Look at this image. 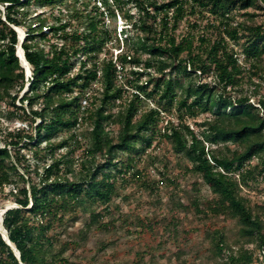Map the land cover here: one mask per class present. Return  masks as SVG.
<instances>
[{
  "label": "trees",
  "instance_id": "16d2710c",
  "mask_svg": "<svg viewBox=\"0 0 264 264\" xmlns=\"http://www.w3.org/2000/svg\"><path fill=\"white\" fill-rule=\"evenodd\" d=\"M72 1L64 19L37 9L69 0H0V102L25 124L0 131V201L17 205L2 228L19 254L0 234V264H251L264 251V197L244 193L264 184V98L252 100L264 89V0ZM109 1L124 18L120 38L105 25ZM172 109L177 122L162 128ZM163 139L195 177L187 206L121 214L118 183L156 191L136 163ZM146 233L153 246L139 242ZM124 236L135 243L118 259Z\"/></svg>",
  "mask_w": 264,
  "mask_h": 264
},
{
  "label": "rangeland",
  "instance_id": "374dc122",
  "mask_svg": "<svg viewBox=\"0 0 264 264\" xmlns=\"http://www.w3.org/2000/svg\"><path fill=\"white\" fill-rule=\"evenodd\" d=\"M80 1H86V0H80ZM71 3L70 6L67 5H53V6H43L39 7L37 9V12H47L50 11L56 12L58 9H61L63 12L62 18H66L69 15V12L67 8L71 7L73 1L69 0ZM96 4L100 9H103L102 4L100 3V0L90 1L89 6L87 9H90L93 4ZM69 4V3H68ZM75 7H78V4L75 5ZM109 8L112 9L113 14L110 13L104 14V20L105 25L114 32L115 36L118 38L121 37L120 30L123 27L124 18L122 17L121 13L117 11L116 9H113V3L109 1ZM127 8V5L123 7V10ZM132 11H135L132 9ZM241 12V11H239ZM239 12L237 14H239ZM258 16H256L257 22H264V10L257 11ZM237 18L241 20V16L237 15ZM76 24V21H72V25L74 26ZM186 29V23H181L179 26V31H184ZM19 40L21 41L25 35L24 29L17 28ZM44 46L47 48V42L43 41L41 42ZM111 45H108V47ZM106 47L105 49H107ZM124 46L122 43L120 45H116L114 48H110L108 52L115 56L117 53L122 50ZM235 48L237 49L238 46L236 45ZM241 64L247 66L248 64H245L244 61L241 59ZM30 73H28L27 76H29ZM119 84H123V80H119ZM153 83L149 85V89L152 87ZM20 93L19 97L22 95L23 91ZM264 89L259 91L257 98H252L253 102H256L259 98H264ZM146 101H149L146 99ZM19 104L18 102H16ZM154 103V102H153ZM153 105V104H151ZM148 104V102L144 103V107L151 106ZM155 105V104H154ZM9 110V107L7 104L0 102V131H4L6 128H13L15 126H24L25 124L22 122H19L17 120L15 121H9L6 119V112ZM116 110V108L114 109ZM161 116L164 118V122L162 124V128L165 126L166 120H171L174 122H177L176 116L174 114V110L172 109L171 112L161 113ZM204 115L198 114L194 118L187 119V122L190 124V126L194 130H198V123H200L204 119ZM82 127V126H81ZM78 129V134L82 135L84 134L85 127L83 128L76 127ZM1 140V135H0ZM1 144V142H0ZM231 148H234L235 145L229 144ZM149 155H152V158L147 159L145 156L143 157V160L137 161L136 168L139 170H142L144 175L150 180L152 184L156 186V182L159 183L157 186L156 191L153 193H150L149 189H145L143 186L140 185V183H133V182H125V183H118L117 184V192L116 196L114 197V204L118 206V211L121 214H129V215H139V216H145L148 214H151L152 211H163L165 212V204L168 203L170 200V204L174 206L176 199L180 198V201L183 205L187 206L188 204V196L186 195V192L191 189L192 181L195 179V177L192 176V173L188 172L186 170V166L190 167L189 163L184 159V157L181 154H177L174 151V148L172 144L167 139H163L160 141L159 144H153V146L148 149ZM79 155V154H78ZM77 155V156H78ZM103 159H101V156L96 155L94 161L102 162ZM258 161L257 157H254L251 162L252 164H255ZM199 178V177H198ZM168 180H174L173 182H168ZM162 182V183H160ZM250 182V181H249ZM203 191H205V188H203ZM248 192L255 197L259 194L264 197V184L262 182H251L250 187L246 188L244 190V193ZM156 195H159L156 196ZM159 198V199H158ZM0 226L1 225V215L2 212L5 210L6 207H16L17 205L14 204L10 200H5L4 198L0 201ZM183 209L178 208L176 209V214H178L181 218L185 219ZM75 229L77 231H80V224L75 225ZM99 235L97 232H92L91 240ZM123 240L121 241V245L119 246L117 258L123 257L124 253H126L125 249L123 248L124 242H134L130 239L128 236L122 237ZM137 242V241H136ZM142 245L147 244L149 247L153 246L155 244V239L153 236L149 233H146L141 241H139ZM91 244H89L90 246ZM114 256L111 255V250H107L104 257L101 259L106 260H112Z\"/></svg>",
  "mask_w": 264,
  "mask_h": 264
},
{
  "label": "water",
  "instance_id": "95a60500",
  "mask_svg": "<svg viewBox=\"0 0 264 264\" xmlns=\"http://www.w3.org/2000/svg\"><path fill=\"white\" fill-rule=\"evenodd\" d=\"M22 41H23V39L21 41L19 40V44L17 45V48H16L17 49L16 50V54L19 57V60H20L21 64L25 68L26 75H28V73H30V67H29L27 61L25 60L24 52H23V50L21 48V45H20ZM19 48L21 50L22 57L20 56V54L18 52ZM8 208H10V207H6L5 208V210L2 212V215L6 211V209H8ZM2 215H1V225H2ZM0 234L3 237V239L5 240L6 244L10 246V248L13 251L14 255L19 259V254L16 251L15 247L13 246V244L9 241L6 231L3 229V232H0Z\"/></svg>",
  "mask_w": 264,
  "mask_h": 264
},
{
  "label": "built area",
  "instance_id": "2783aa9c",
  "mask_svg": "<svg viewBox=\"0 0 264 264\" xmlns=\"http://www.w3.org/2000/svg\"><path fill=\"white\" fill-rule=\"evenodd\" d=\"M82 104L85 105L86 101L82 100ZM251 264H264V251L259 248L253 249V261Z\"/></svg>",
  "mask_w": 264,
  "mask_h": 264
},
{
  "label": "bare ground",
  "instance_id": "6f19581e",
  "mask_svg": "<svg viewBox=\"0 0 264 264\" xmlns=\"http://www.w3.org/2000/svg\"><path fill=\"white\" fill-rule=\"evenodd\" d=\"M18 52H19L20 56L22 57V53H21L20 48H19ZM0 232H3V228L1 226H0Z\"/></svg>",
  "mask_w": 264,
  "mask_h": 264
}]
</instances>
